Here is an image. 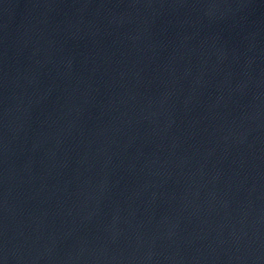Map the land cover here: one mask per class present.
I'll use <instances>...</instances> for the list:
<instances>
[{
	"label": "water",
	"instance_id": "obj_1",
	"mask_svg": "<svg viewBox=\"0 0 264 264\" xmlns=\"http://www.w3.org/2000/svg\"><path fill=\"white\" fill-rule=\"evenodd\" d=\"M0 264H264V0H0Z\"/></svg>",
	"mask_w": 264,
	"mask_h": 264
}]
</instances>
